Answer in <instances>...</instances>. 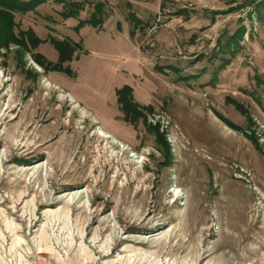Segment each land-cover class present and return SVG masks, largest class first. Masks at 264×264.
Segmentation results:
<instances>
[{"label":"rangeland","instance_id":"obj_1","mask_svg":"<svg viewBox=\"0 0 264 264\" xmlns=\"http://www.w3.org/2000/svg\"><path fill=\"white\" fill-rule=\"evenodd\" d=\"M80 1L101 26L49 1L16 13L46 42L0 43V264H264V0Z\"/></svg>","mask_w":264,"mask_h":264},{"label":"trees","instance_id":"obj_2","mask_svg":"<svg viewBox=\"0 0 264 264\" xmlns=\"http://www.w3.org/2000/svg\"><path fill=\"white\" fill-rule=\"evenodd\" d=\"M49 1L62 4V10L59 12L60 16L64 19L78 18L80 12L86 7V4L93 6V12L88 19H81L77 27L91 24L95 27L101 26L103 23V17L105 13V4L102 2L93 3L91 1H80V0H0V43L5 42H18L24 45L28 49H33L39 46V44L46 42L47 39L40 38L37 33L32 29L26 30L19 28L16 21V13L23 12L27 13L30 11H36L37 8ZM186 11H184L185 13ZM187 14V13H186ZM138 20L139 18L135 16ZM139 21V20H138ZM245 27L241 28L239 33H235L230 36L224 44H219L218 51L225 53H234L233 48L245 33ZM51 43L59 51L58 62L52 65L55 69L63 70L69 74H73V70L69 66H64L65 61H69L74 57V54L79 50L81 44L79 42L71 41L70 39H57L55 37L50 38ZM37 61L41 66L49 64L46 62L44 55L39 53L34 54ZM223 67L230 63V59L224 58ZM50 65V64H49ZM175 69L174 66H171ZM155 69L159 72H166V67L155 65ZM192 76H189V78ZM188 79L187 77H183ZM118 103L120 104L121 110L125 113L126 120H134L136 115L140 114L142 106L135 102L132 95V87L125 85L117 90ZM144 107V106H143ZM145 108V107H144Z\"/></svg>","mask_w":264,"mask_h":264},{"label":"bare ground","instance_id":"obj_3","mask_svg":"<svg viewBox=\"0 0 264 264\" xmlns=\"http://www.w3.org/2000/svg\"><path fill=\"white\" fill-rule=\"evenodd\" d=\"M41 69V68H40ZM69 97L74 101V98H73V96H71V95H69ZM75 102V101H74ZM77 106H79V104L77 103ZM98 135H100V137H102V138H105V140L106 139H108V140H111V142L112 143H114V144H116L117 143V141L115 140V138L111 135V134H109L108 132H106L105 130H103V129H101V130H98ZM120 144V143H119ZM119 147L120 146H124V145H122V144H120V145H118ZM105 149V148H104ZM137 159H140V157H137ZM143 159V158H142ZM145 159V158H144ZM47 160L45 161V162H42L40 165L43 167V169H44V172H45V177H47V176H49V171L47 170ZM136 162H138V161H136ZM176 190V189H175ZM89 192H90V190H89V186L88 185H86L85 186V188H81V189H77L76 191H74V192H71V193H66V195H73L74 197H79L80 195H84V196H88L89 195ZM36 219V218H35ZM38 219V218H37ZM39 221V220H38ZM37 222V221H36ZM31 223V222H30ZM37 224V223H36ZM36 224H34L33 226H35ZM126 237H124V239H125ZM139 242H141L142 244H144V243H146L147 241H144V240H142V241H139ZM149 242V241H148ZM147 242V243H148Z\"/></svg>","mask_w":264,"mask_h":264},{"label":"built area","instance_id":"obj_4","mask_svg":"<svg viewBox=\"0 0 264 264\" xmlns=\"http://www.w3.org/2000/svg\"><path fill=\"white\" fill-rule=\"evenodd\" d=\"M120 148H121V151H123V152L128 150V147L127 146H122ZM123 148H125V149H123ZM135 158H134L135 159V162L138 161L136 163H139V162H142L143 163V160L141 159V157H140V159H137V156Z\"/></svg>","mask_w":264,"mask_h":264}]
</instances>
